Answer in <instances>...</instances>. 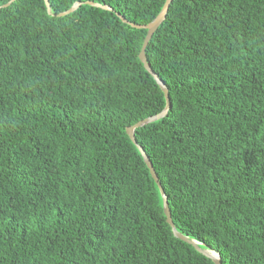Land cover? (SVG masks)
Listing matches in <instances>:
<instances>
[{"label":"trees","instance_id":"obj_1","mask_svg":"<svg viewBox=\"0 0 264 264\" xmlns=\"http://www.w3.org/2000/svg\"><path fill=\"white\" fill-rule=\"evenodd\" d=\"M164 1L0 0V264H213L125 133L165 100L115 14ZM144 56L169 107L134 138L174 228L264 264V0H171Z\"/></svg>","mask_w":264,"mask_h":264},{"label":"water","instance_id":"obj_2","mask_svg":"<svg viewBox=\"0 0 264 264\" xmlns=\"http://www.w3.org/2000/svg\"><path fill=\"white\" fill-rule=\"evenodd\" d=\"M43 2L45 5V8H46V13L48 15L57 16V17L65 16V15L71 13L72 11H74L78 6L81 5V3H75L67 11H64V12H61L58 14H51L50 9H49V5H48V0H43ZM170 2H171V0H165L160 12L158 13V15L150 23H148L146 25L132 24V23L128 22L122 16L115 14L122 23L129 25L132 28L144 29L146 31L145 36H144L143 41H142L141 46H140V50L138 53V59H139L140 63L142 64L143 68L145 69V71L153 78L155 83L158 85L159 89L163 93L164 100H165V106L160 113H158L157 115L145 118V119L135 123L133 126L126 127L125 133H126L127 137L129 138L130 142L134 145V147L137 149L140 156L142 157V160H143V162H144V164H145V166L149 172L150 177L152 178L156 187L159 190V193L161 196V203H162V212H163V215L165 217V221H166L167 225L170 227L174 237L176 239L188 244V245H191L192 248L197 253H199L200 255L210 259L213 264H220L217 253H215L214 251H210L204 247L200 248L199 244L196 241L188 239L186 236H183L176 231V229L173 226L170 214H169L166 196H165L162 188L160 187V184L158 183L157 177L154 173V170L152 168L150 161L148 160V157L145 155L143 149L136 143L135 138H134V130L135 129L141 128L143 126H146L150 123H153L155 121L162 119V117L165 116V114L168 110V107H169V99H168L167 89L164 86V84L161 82V80L158 78V76L155 73H153L152 70L150 69L148 63L145 60L144 50H145V47H146L147 43L149 42L151 36L153 35V33L156 31V29L159 27V25L165 19L167 8H168ZM84 4L92 6V7H96V8L102 9V10H106V11H110V12L112 11V9L108 6L92 3L90 1L84 2ZM212 254H214L215 257H213Z\"/></svg>","mask_w":264,"mask_h":264},{"label":"bare ground","instance_id":"obj_3","mask_svg":"<svg viewBox=\"0 0 264 264\" xmlns=\"http://www.w3.org/2000/svg\"><path fill=\"white\" fill-rule=\"evenodd\" d=\"M212 256H213V257H215V255H214V254H212Z\"/></svg>","mask_w":264,"mask_h":264}]
</instances>
